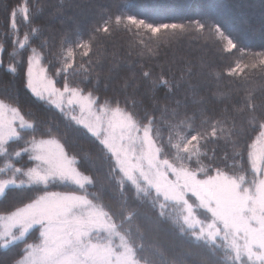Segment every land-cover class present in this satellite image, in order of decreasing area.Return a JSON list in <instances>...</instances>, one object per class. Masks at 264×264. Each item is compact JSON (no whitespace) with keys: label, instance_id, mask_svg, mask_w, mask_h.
Instances as JSON below:
<instances>
[{"label":"snow or ice","instance_id":"6c2138e0","mask_svg":"<svg viewBox=\"0 0 264 264\" xmlns=\"http://www.w3.org/2000/svg\"><path fill=\"white\" fill-rule=\"evenodd\" d=\"M46 7L47 0H20L8 11L0 204L13 192L29 195L0 210V264H153L137 221L157 230L170 224L174 240L199 250L187 254H207L210 264H264V102L233 87L247 84L251 72L264 74V47L241 46L211 12L157 21L132 12L130 0L102 9L86 30L61 29L57 46V34L41 22ZM21 23L29 26L22 38ZM260 32L264 38V25ZM119 33L134 38L135 54L149 61L187 37L234 63L225 72L203 59L198 71L175 57L141 63L109 94L120 65L113 61L103 90L93 72ZM25 90L37 104L27 111Z\"/></svg>","mask_w":264,"mask_h":264},{"label":"trees","instance_id":"16d2710c","mask_svg":"<svg viewBox=\"0 0 264 264\" xmlns=\"http://www.w3.org/2000/svg\"><path fill=\"white\" fill-rule=\"evenodd\" d=\"M19 2L20 0H0V42L5 45L4 51L0 53V58L3 59L5 68L9 63L8 54L12 50V38L5 35L8 29V11ZM47 3L48 7L45 9L41 22L47 23L50 26V31L57 34L56 43L58 46V33L61 29L67 31L79 26L81 30H86L99 19V13L102 9L108 8L114 12L118 0H63V3L62 0H47ZM130 6L131 11L134 13L164 22L173 21L181 16L196 18L203 13L211 12L213 17L225 29L230 30L232 35L238 38L241 46L250 47L254 51H259L264 47V38H262L260 32L262 25H264V5H262L261 0H130ZM61 7H63V13L55 14L54 18H52L50 13H55V10ZM28 27V25L21 23V38ZM133 40L134 38L124 33L116 34L113 37L114 44H109L107 58L102 60V66L96 68L93 72V78L96 75L100 77L101 90L104 88L105 78L109 75V68L113 66V61L118 63L120 67L118 71L113 73L114 80L109 84V94L111 93V88L122 77L129 75L131 72H139L141 63H144L147 67L157 62L170 61L175 57L179 67H182L187 62H191L195 66L193 70L198 71L200 61L203 59L205 62L212 64L214 71L220 72H225L227 66L234 63V57H227L221 62L215 47H204L202 39L194 40L187 37L174 42L170 46H162L158 55L149 61L135 54L136 48L132 47ZM130 51L133 53L131 56L128 55ZM54 72L55 68L49 69L50 75ZM177 74H179L178 71ZM10 79L11 77L6 75L4 70L0 68V88H3ZM229 79L225 75L223 83L227 84ZM15 85L17 87L22 86L19 78L15 81ZM57 86L63 87L62 79ZM233 87L241 88V96L245 94V88L251 89L256 102H264V74L251 72L247 84L241 85L237 83ZM33 100L34 98L31 97V94L25 90L20 96L21 108L25 111L29 108H35L37 104H34ZM51 114L49 113L48 115ZM254 136L255 133L252 134L251 138H254ZM251 138L248 139V143H251ZM78 143L84 144L85 142L79 141ZM223 151L224 146L221 145L218 155H223ZM227 151L231 155L232 150L230 147ZM24 159L26 160L27 157H24ZM244 166L248 167L247 149L244 151ZM52 190L61 189L54 188ZM19 195L26 197L29 193H10L9 201L0 204V210L7 208L13 198ZM105 202L109 203L108 200ZM112 203L114 207V202ZM148 214L155 221V213L149 212ZM135 223L140 225V231L145 235L144 244L146 251L144 254L148 256L153 264H160V260L153 255L154 252L162 254L167 264H210V258L207 257V254L188 255L189 251L199 250L181 246L180 241L174 240L169 234L172 231L170 224H159V230H157L155 224H147L143 221ZM35 235H38V232ZM29 242H32V240ZM220 243L223 242L220 241ZM3 254V250H0V255ZM222 255V251L217 252V257Z\"/></svg>","mask_w":264,"mask_h":264},{"label":"rangeland","instance_id":"374dc122","mask_svg":"<svg viewBox=\"0 0 264 264\" xmlns=\"http://www.w3.org/2000/svg\"><path fill=\"white\" fill-rule=\"evenodd\" d=\"M204 218V216L203 215H201V219H203Z\"/></svg>","mask_w":264,"mask_h":264}]
</instances>
